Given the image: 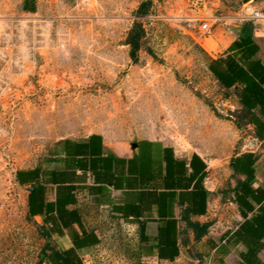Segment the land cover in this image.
Wrapping results in <instances>:
<instances>
[{"label":"rangeland","instance_id":"1","mask_svg":"<svg viewBox=\"0 0 264 264\" xmlns=\"http://www.w3.org/2000/svg\"><path fill=\"white\" fill-rule=\"evenodd\" d=\"M142 1L53 0L28 14L19 0H0V264L42 259L46 240L14 171L58 139L91 131L113 141L157 137L200 148L219 170L243 150V112L208 69L236 27L217 26L207 38L181 28L186 14L238 9L239 0H221L225 7L220 0H153L140 17ZM135 21L145 29V45L134 63L125 41ZM107 220L89 264L205 263L144 259L120 222Z\"/></svg>","mask_w":264,"mask_h":264},{"label":"crops","instance_id":"2","mask_svg":"<svg viewBox=\"0 0 264 264\" xmlns=\"http://www.w3.org/2000/svg\"><path fill=\"white\" fill-rule=\"evenodd\" d=\"M48 1L19 0L20 9L37 13ZM241 28L228 31L208 69L226 82L215 77L243 112L241 127L262 147L232 154L219 170L200 148L157 137L139 138L136 147L101 131L58 139L14 171L27 213L51 246L52 261L44 264H89L104 243L107 218L120 222L144 259L264 264V51L253 32L251 45L242 42Z\"/></svg>","mask_w":264,"mask_h":264},{"label":"built area","instance_id":"3","mask_svg":"<svg viewBox=\"0 0 264 264\" xmlns=\"http://www.w3.org/2000/svg\"><path fill=\"white\" fill-rule=\"evenodd\" d=\"M224 10L219 14L217 10L209 14L199 13L197 11L186 14L187 16L181 19L183 22L181 28L189 33L198 32L201 36L207 38L212 29L217 26L226 25L228 28L230 26L237 28L244 23H251L253 26V35L257 39L264 40V0L261 2L247 0L242 2L238 9H233L228 6ZM261 147V140L255 136L249 135L248 138L244 139L243 150L257 151Z\"/></svg>","mask_w":264,"mask_h":264},{"label":"trees","instance_id":"4","mask_svg":"<svg viewBox=\"0 0 264 264\" xmlns=\"http://www.w3.org/2000/svg\"><path fill=\"white\" fill-rule=\"evenodd\" d=\"M152 1L153 0H143L137 10H136V15L137 16H145L146 14H148L149 12V9L151 7V4H152ZM252 32H253V26L251 23H244L242 24V28H241V35H242V39L241 41L245 42L247 45H251V42H250V38H251V35H252ZM145 36V29L142 25V23L140 21H135L133 27L131 28V30L129 31L128 33V36H127V39H126V44H128L130 46V57H131V60L135 63L137 62V59H138V50L140 49V47H142L143 45H145V42L143 40ZM148 52L150 54H152V51L151 49H147ZM210 70L214 73L215 77L219 80V82L222 84V85H226V82L222 79L221 75L215 71H213L211 68ZM232 76L234 77V79L237 77L236 73H232ZM242 103L245 105V107L249 110L250 107L248 105V103L243 100ZM237 126L239 129H242L240 123L238 122L237 123ZM253 160L250 161L249 163V166H251L253 164ZM235 167V166H234ZM236 169H238L237 167H235ZM236 201H237V198H236ZM248 208H250V206H248ZM51 249V246L49 245L48 242L45 243V246H44V249L42 250V259L41 261L38 263V264H43L46 259H48V261H52V253L50 255H47V251L46 250H49ZM55 256L57 259H61L62 256L61 254L59 253H55ZM160 258H163V257H160ZM67 261V259H66Z\"/></svg>","mask_w":264,"mask_h":264},{"label":"water","instance_id":"5","mask_svg":"<svg viewBox=\"0 0 264 264\" xmlns=\"http://www.w3.org/2000/svg\"><path fill=\"white\" fill-rule=\"evenodd\" d=\"M133 147H136L137 146V142H132L131 144Z\"/></svg>","mask_w":264,"mask_h":264}]
</instances>
